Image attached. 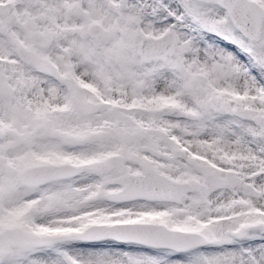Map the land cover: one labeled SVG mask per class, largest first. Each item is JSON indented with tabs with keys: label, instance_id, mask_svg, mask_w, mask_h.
Segmentation results:
<instances>
[{
	"label": "snow or ice",
	"instance_id": "6c2138e0",
	"mask_svg": "<svg viewBox=\"0 0 264 264\" xmlns=\"http://www.w3.org/2000/svg\"><path fill=\"white\" fill-rule=\"evenodd\" d=\"M0 264H264V0H0Z\"/></svg>",
	"mask_w": 264,
	"mask_h": 264
}]
</instances>
